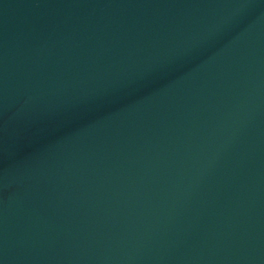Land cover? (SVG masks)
I'll list each match as a JSON object with an SVG mask.
<instances>
[{
    "label": "water",
    "instance_id": "water-1",
    "mask_svg": "<svg viewBox=\"0 0 264 264\" xmlns=\"http://www.w3.org/2000/svg\"><path fill=\"white\" fill-rule=\"evenodd\" d=\"M0 264H264V0H0Z\"/></svg>",
    "mask_w": 264,
    "mask_h": 264
}]
</instances>
